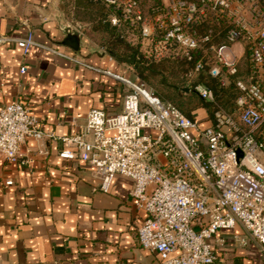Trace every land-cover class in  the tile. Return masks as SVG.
<instances>
[{
    "label": "built area",
    "instance_id": "2783aa9c",
    "mask_svg": "<svg viewBox=\"0 0 264 264\" xmlns=\"http://www.w3.org/2000/svg\"><path fill=\"white\" fill-rule=\"evenodd\" d=\"M96 1L144 56L198 52L193 70L207 67L223 87L232 81L237 95L232 111L217 105L203 126L137 77L122 78L128 87L122 110L108 115L91 109L83 132L62 138L59 157L94 168L99 183L93 190L107 193L117 174L132 179L129 195L145 213L137 239L143 249L159 252V264H212L213 236L236 225L264 252V8L259 0ZM10 41L24 56L38 46L74 60L36 42L30 31L22 38L0 35V43ZM193 88L203 101L215 102L207 85ZM37 124L21 101L0 107V154L18 161L28 138H43Z\"/></svg>",
    "mask_w": 264,
    "mask_h": 264
},
{
    "label": "crops",
    "instance_id": "0c3cea01",
    "mask_svg": "<svg viewBox=\"0 0 264 264\" xmlns=\"http://www.w3.org/2000/svg\"><path fill=\"white\" fill-rule=\"evenodd\" d=\"M98 14L86 0H0V35L30 31L74 59L38 46L24 56L14 42L0 43V107L21 101L44 133L24 142L18 161L0 154V264H159V252L137 239L145 213L129 195L132 179L117 174L107 193L93 190L94 168L59 157L62 138L82 133L91 109L122 110V78L136 79L132 63L102 46L104 33L92 25ZM66 26L80 33L77 51L61 43ZM193 114L210 124L203 109ZM212 246V264H264L260 244L240 225L219 230Z\"/></svg>",
    "mask_w": 264,
    "mask_h": 264
},
{
    "label": "trees",
    "instance_id": "16d2710c",
    "mask_svg": "<svg viewBox=\"0 0 264 264\" xmlns=\"http://www.w3.org/2000/svg\"><path fill=\"white\" fill-rule=\"evenodd\" d=\"M89 3L95 5L96 9L99 11V14L95 17L94 21L92 22L93 27L96 29L101 30L104 33V38H102L101 44L105 48L110 49L114 56L121 60H125V58L133 59L132 66L134 68V72L137 73L139 76L142 77H148V75H154V74H163V71L161 70L163 66L159 65L162 61H154L151 60L153 58H148L144 56L143 53L139 51V46L131 44L125 35L115 26H112L109 21L107 20V10L106 8L98 1L96 0H86ZM261 6L264 8V0H259ZM199 53L198 52H191L187 56H175L176 57V66L177 67H183V73L186 74V72L191 68H194V65L196 61L199 59ZM164 58H174V57H164ZM161 58V59H164ZM156 62V63H153ZM205 69L199 71L198 80L194 81L192 83V86L199 84V82H204L208 85L209 88H211L214 92L215 99L217 101L221 100L220 95V89L224 88L221 86L216 78L211 77L208 74L203 73ZM165 79V76H162V80ZM175 87V86H174ZM234 87V86H233ZM179 88V87H178ZM185 88V87H184ZM231 89V88H230ZM235 89V88H234ZM191 90H194L193 87H191ZM236 91V89H235ZM195 93H197L194 90ZM185 93V92H184ZM235 94V97L237 95V91ZM183 95V94H182ZM182 95L177 94L176 90V96L172 95L171 100L176 103V106L189 118L196 119L193 115V110H196L198 108L204 107L205 104L203 102H197L193 108L187 107L184 101L182 100ZM198 95V94H197ZM199 97V96H198ZM234 97V100H235ZM200 98V97H199ZM201 99V98H200ZM202 100V99H201ZM203 101V100H202ZM216 101V100H215ZM207 103V101H204ZM215 103V102H214ZM212 113L214 109L217 107V104H212ZM201 106V107H200ZM212 117V115H211Z\"/></svg>",
    "mask_w": 264,
    "mask_h": 264
},
{
    "label": "rangeland",
    "instance_id": "374dc122",
    "mask_svg": "<svg viewBox=\"0 0 264 264\" xmlns=\"http://www.w3.org/2000/svg\"><path fill=\"white\" fill-rule=\"evenodd\" d=\"M92 19H93L92 20V22H93L95 18H92ZM243 58H244V61H246L245 57H243ZM151 60L162 61V62H160L159 65L163 66V68L161 69L163 71V74L160 75L161 74L160 73L158 75L154 74V75H148V77H142V76H139L137 73L134 72V74L136 75L135 77H137L139 80H142L148 87H150L156 93H158L164 100L171 102L175 106H176V103L174 101H172L170 98L172 95L176 96V90H177L178 95L183 94L182 100L184 101V103L186 104L187 107L193 108V106L198 101L203 102L205 104V106L204 107L200 106L201 109H203L205 111V113L207 115V120L212 119V117H211L212 105L210 104V102L206 103V102L202 101L198 97L197 93H195L194 90H191V87H193L192 83L194 81L198 80L199 72L194 71L193 69L190 68L186 72V74H184L182 71L183 67H177L176 66V60H177L176 57L164 58V59H151ZM154 61H153V63H156ZM245 68H246V62L242 63V65H241L242 71H244ZM204 69L205 70L202 72L203 73L205 72V74H208V68L205 67ZM163 75L165 76V79L162 80ZM199 83H203V84L207 85L203 81L199 82ZM184 87L189 88V91L185 92L183 90ZM234 93H236V91H235V89L233 87V83L231 81L228 85L224 86V88L220 89L221 100L217 101V99H215L216 100L215 103H212V104H214V105L217 104L221 108L225 109L226 111H232V109L234 107V97H235ZM193 111H195V110H193ZM144 132L145 131H142V133H144Z\"/></svg>",
    "mask_w": 264,
    "mask_h": 264
},
{
    "label": "water",
    "instance_id": "95a60500",
    "mask_svg": "<svg viewBox=\"0 0 264 264\" xmlns=\"http://www.w3.org/2000/svg\"><path fill=\"white\" fill-rule=\"evenodd\" d=\"M64 33H65V37L62 40V44L67 45L68 47H70L72 50L77 51L80 47V33L72 28L71 26H66L64 28ZM107 52L112 54V51H110L109 49H107ZM125 62L127 63H133V59H129V58H125ZM183 90L185 92L189 91V88H183Z\"/></svg>",
    "mask_w": 264,
    "mask_h": 264
}]
</instances>
